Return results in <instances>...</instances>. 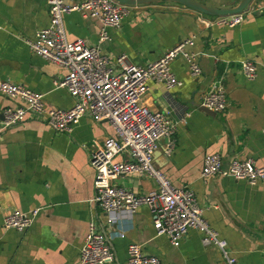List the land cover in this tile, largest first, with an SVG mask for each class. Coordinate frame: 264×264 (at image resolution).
<instances>
[{"label":"crops","instance_id":"crops-1","mask_svg":"<svg viewBox=\"0 0 264 264\" xmlns=\"http://www.w3.org/2000/svg\"><path fill=\"white\" fill-rule=\"evenodd\" d=\"M77 3L81 0H66ZM217 9L234 7L239 0H194ZM262 4L264 0H252ZM200 13L172 3L126 7L117 28H107L99 44L111 67L123 55L122 66H145L179 42L190 41L188 52L198 56L201 73L191 77L182 59L169 68L181 85L165 89L148 82L141 104L165 113L176 129L171 140L160 139L152 166L173 186L192 191L202 217L236 264H264V179L255 185L216 175L202 180L204 156L218 154L225 169L233 159H249L264 166V9L246 15L234 28H206ZM67 40L96 45L97 20L77 13L64 15ZM48 25L42 0H0V81L42 95L46 108L69 109L75 102L65 89L55 88L65 71L35 56L25 44ZM254 64L255 76L245 79L239 62ZM224 90L226 108L209 115L200 98L214 84ZM18 100L0 96V119L5 107ZM182 120L179 123V120ZM113 132L104 120L84 115L69 133H56L39 119H28L0 135V264H78V250L86 227L93 222L114 253L108 264H126V248L135 243L159 264H224L219 250L204 246L201 234L188 230L173 247L157 235L149 210L141 206L132 215L120 213L115 225L105 223L92 202L93 172L88 155L91 141L101 143ZM117 160H126L124 154ZM113 185L136 195L155 189L148 176L116 178ZM12 211H36L22 232L4 230L2 218ZM121 232V236L117 233ZM112 235V236H110Z\"/></svg>","mask_w":264,"mask_h":264},{"label":"built area","instance_id":"built-area-1","mask_svg":"<svg viewBox=\"0 0 264 264\" xmlns=\"http://www.w3.org/2000/svg\"><path fill=\"white\" fill-rule=\"evenodd\" d=\"M42 1L47 7L48 25L36 31L25 44L32 54L65 71L62 80L54 87L65 89L75 102L69 109L46 108L42 95L20 85L0 81V96L21 103L20 106L2 110L0 135L28 119H39L56 133H69L84 115L94 121H106L113 136L103 139L101 143L91 141L88 155L93 172L92 202L102 212L106 225H115L120 213L130 216L144 206L150 212L155 233L166 236L173 247H178L188 230H195L201 234L204 246H214L219 250L224 264H236L226 250V242L219 239L204 221L202 209L192 191L173 186L152 166V155L158 140H171L177 123L170 122L165 113L148 110L141 101L148 82L160 84L168 90L181 85L169 68L173 60L182 59L190 76L199 77L198 56L186 50L191 42L177 43L157 60L142 67L122 66L124 56L120 55L115 59L119 68L114 70L100 51L99 44L107 39V28L120 25L127 6L113 0H81L77 3ZM262 9L264 3L251 1L240 13L200 19L199 22L206 28H234L242 23L246 15ZM70 13L100 23L96 45L67 40L62 18ZM238 64L245 79L254 78L255 67L251 61L243 60ZM199 106L214 114L224 111L227 105L223 88L218 83L214 84L203 93ZM169 145L173 146V140ZM122 154L126 160H117ZM128 175L150 177L156 184L155 189L144 195H136L112 184L116 178ZM216 175L255 185L264 179V166H255L249 159H233L223 169L218 154L204 156L200 178L204 180ZM35 215L36 211H12L2 218L1 227L22 232L30 226ZM117 234L121 236V232ZM126 254V264H159L156 257L144 254L135 243L127 246ZM113 260L114 253L106 237L97 231L93 222H89L78 250V264H108Z\"/></svg>","mask_w":264,"mask_h":264},{"label":"water","instance_id":"water-1","mask_svg":"<svg viewBox=\"0 0 264 264\" xmlns=\"http://www.w3.org/2000/svg\"><path fill=\"white\" fill-rule=\"evenodd\" d=\"M114 2L124 5L127 7L132 6H141V5H150L155 3H172L184 8L190 9L197 13H200L207 17H225L233 14L240 13L243 11L252 0H239V2L234 6L226 9H217L213 7L206 6L204 4L198 3L194 0H113ZM201 110L209 115H214L207 110L201 108Z\"/></svg>","mask_w":264,"mask_h":264}]
</instances>
